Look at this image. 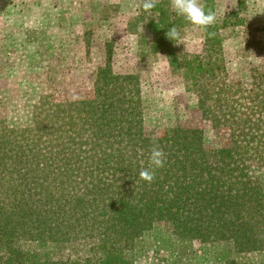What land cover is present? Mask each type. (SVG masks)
<instances>
[{
  "label": "trees",
  "instance_id": "16d2710c",
  "mask_svg": "<svg viewBox=\"0 0 264 264\" xmlns=\"http://www.w3.org/2000/svg\"><path fill=\"white\" fill-rule=\"evenodd\" d=\"M199 3L216 16V0ZM236 15L216 17L197 54L183 46L192 25L171 0L142 4L129 23L141 55H165L203 116L230 129L225 146L208 148L202 130L181 125L149 132L139 74L114 70L110 55L94 98L36 105L22 128L0 120V264H135L137 242L158 223L181 240L264 251V186L252 173L264 162V74L250 85L229 77L224 31ZM172 26L180 39L167 37ZM154 147L166 161L149 183L139 173Z\"/></svg>",
  "mask_w": 264,
  "mask_h": 264
},
{
  "label": "rangeland",
  "instance_id": "374dc122",
  "mask_svg": "<svg viewBox=\"0 0 264 264\" xmlns=\"http://www.w3.org/2000/svg\"><path fill=\"white\" fill-rule=\"evenodd\" d=\"M144 0H0V120L10 127L33 124L34 106L68 104L95 97V74L111 56L114 70L139 74L144 118L149 132L162 134L178 125L202 130L208 148L231 141L226 126L205 118L198 98L187 91L159 53L143 57L139 36L129 23ZM216 17L238 15L224 31L229 77L248 85L264 74V0H216ZM183 46L204 47V31L188 27ZM263 76H261L262 78ZM252 173L264 186V162ZM135 264H226L235 259L263 262L264 251L240 253L228 242L181 240L162 223L134 249Z\"/></svg>",
  "mask_w": 264,
  "mask_h": 264
},
{
  "label": "clouds",
  "instance_id": "9594fccd",
  "mask_svg": "<svg viewBox=\"0 0 264 264\" xmlns=\"http://www.w3.org/2000/svg\"><path fill=\"white\" fill-rule=\"evenodd\" d=\"M159 0H144L143 9L151 11L157 7ZM171 8L174 9L178 17L194 27L207 30L216 20L215 12L205 9L199 3V0H171ZM167 37L171 40L180 39V31L176 26L167 30ZM166 161L165 153L159 147H154L149 155L148 167L139 173L140 179L151 183L154 179L155 169L164 166Z\"/></svg>",
  "mask_w": 264,
  "mask_h": 264
}]
</instances>
